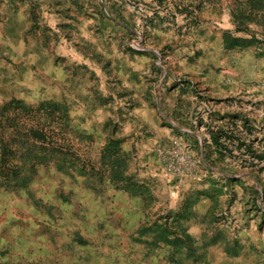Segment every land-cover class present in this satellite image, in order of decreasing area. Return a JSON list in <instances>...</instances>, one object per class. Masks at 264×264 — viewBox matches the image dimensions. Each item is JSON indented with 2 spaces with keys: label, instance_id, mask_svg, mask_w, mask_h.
Segmentation results:
<instances>
[{
  "label": "rangeland",
  "instance_id": "1",
  "mask_svg": "<svg viewBox=\"0 0 264 264\" xmlns=\"http://www.w3.org/2000/svg\"><path fill=\"white\" fill-rule=\"evenodd\" d=\"M0 264H264V0H0Z\"/></svg>",
  "mask_w": 264,
  "mask_h": 264
},
{
  "label": "trees",
  "instance_id": "2",
  "mask_svg": "<svg viewBox=\"0 0 264 264\" xmlns=\"http://www.w3.org/2000/svg\"><path fill=\"white\" fill-rule=\"evenodd\" d=\"M15 102H22V128L27 127L25 120L28 119L31 123V127L29 130V134L32 136L33 140L35 141H45V135H46V124L43 122L42 116L47 113V109H51L50 108V104L51 101H44L42 103H39L37 105H32L29 104L28 102L26 103L25 100H20V99H13L9 102H7L6 104H4V106L2 107V111L1 114L2 116L10 121V117H9V113L12 110V106L13 103ZM62 110L60 112H55V111H51L50 114L53 115L56 118V126L59 129L56 133V143L58 144V147L54 148V151L58 152L59 155L63 156L66 155L67 153L64 150L66 145L68 146L67 148L70 150L71 155H75L76 152L74 151L75 149V145H74V141L72 142V138H68L64 136V131L69 127V119H68V105L63 104L62 105ZM11 126V125H10ZM46 127V128H45ZM75 131V130H73ZM72 132V131H71ZM75 134H77L78 136L81 137V139L86 138L87 135L80 133V132H75ZM54 142V143H55ZM68 142V143H66ZM114 143L115 140H111L110 142H108V144L105 145L104 147V152L108 155H113L115 156L114 159L111 158L109 159L108 163H102L99 164L98 166H93L92 167V171L95 172L96 174H102L105 175L107 171H109V174L112 176L111 180L112 181H116L118 182V180H114L115 178H119L120 177V166H118L123 159L118 160L119 156H117L118 153V148H114ZM3 144V143H2ZM5 147L2 149V155L5 156L8 152V149L6 147V144H4ZM45 146H43L42 148H44ZM46 148V147H45ZM69 153V154H70ZM124 156L126 155V153H122ZM108 164V165H105ZM81 170H87L86 165L83 166L81 168ZM131 178V177H129Z\"/></svg>",
  "mask_w": 264,
  "mask_h": 264
}]
</instances>
